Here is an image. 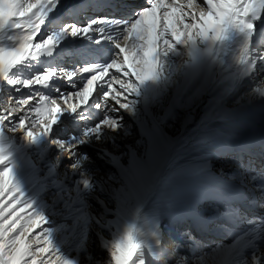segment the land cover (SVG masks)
Masks as SVG:
<instances>
[{
    "label": "bare ground",
    "instance_id": "1",
    "mask_svg": "<svg viewBox=\"0 0 264 264\" xmlns=\"http://www.w3.org/2000/svg\"><path fill=\"white\" fill-rule=\"evenodd\" d=\"M74 2L75 0H59V3L54 5L53 9L49 11L44 24L41 26V32L37 34L34 42H39V39H45L50 35H57L60 37L59 42L61 43H59V45L71 44L74 39L67 36L70 35L71 32L67 31L66 35H64L60 31L63 29L62 23L71 20L70 13H76V10L72 8ZM179 2L186 3V0H179ZM197 3L200 4L201 0H197ZM60 8L63 10L59 17L62 19V23H59V21L52 24L49 23ZM263 22L264 18L258 22V29L264 30L262 28ZM79 26L83 27L82 25ZM43 29H45L44 32ZM56 32H58V34H55ZM121 34V28L117 29L110 37L111 39L109 38L111 41L110 45H106L105 47V49L112 52L114 59L116 58L115 54L117 51L114 38L119 37ZM263 34L264 32L261 33V35ZM19 35L20 33L16 30H6L5 33L0 34V44L10 46L14 43L10 37ZM242 42L243 37L238 33H230L227 39L218 41L213 49V57L206 67L205 74L186 92L179 107L171 104L173 107L171 112L172 116L166 115L164 118L161 117L162 120L150 117L160 123V126H164L165 121L171 119L172 121L168 123L166 127L178 137L175 149L167 153V151L170 150L169 147L161 155L162 160L165 159L166 155V161H169L170 165L165 167L162 182L158 183L157 187L161 184L163 186L165 178L171 173L172 170L170 169L176 157L174 153H176L178 149H185L186 152L190 154V157L187 160H183L184 158L179 160L187 161V163L182 162L181 166L185 168H179L175 174L176 176L203 169L198 172L207 175L210 179L209 181L214 183V191L216 194L233 199L238 197L242 191V184L236 178L220 172L222 163L224 166L227 161L231 160V157H226L230 156V153L221 155L219 153H214L215 150L213 149L205 148L202 150V148L197 147L199 144H202L209 148H219L223 140L227 138L228 142H226V144L228 147H232L234 152L237 151L238 155L245 154L249 156L247 146L252 142H256L257 139L264 138V110L261 111L260 109L261 106H264V102L261 98L259 99L255 96L258 92V88H253L251 84V81L257 82L261 80L264 76V67L259 65V74L244 73V66L239 62L242 58ZM162 56L166 58L168 54ZM110 58L111 56L107 57L103 62H94L91 63V65L103 66L111 62ZM66 60L69 62L68 56ZM71 69H67L66 73ZM34 70L36 71L37 67L32 66L28 60L16 69V73L18 74L16 75L21 76L23 72H27V74L32 73V77L30 78L32 79L36 73ZM46 71H48V69L44 67V72ZM112 72H114L113 69H110V74ZM62 74L63 73H61V75ZM61 75H57L50 81L52 83L49 82L46 86L35 85L30 89L25 88L21 93H17V95L33 94L34 97L37 98L32 104H36L39 100V95L43 94L56 98V96L66 92L71 93L75 91V86L81 87L85 81V79L78 77L74 82H70L65 80L66 78L64 75ZM120 75L121 79H127L122 73ZM106 79L107 77H105V80ZM132 80L135 82L133 77ZM153 82L154 85L152 89H156L155 95L159 99H152V103L161 105L164 100L160 98L159 95L162 94L164 87L161 86L162 84L159 82L158 77L153 79ZM98 83L101 82L98 81ZM142 86L144 87L143 84ZM114 87L119 90V85H114ZM148 93L149 91L147 89H145L144 93H141L139 89L138 94H129L127 101L129 106L125 108L117 105V107H119L118 112L115 108H110L107 101H104V106L100 108L99 116L92 115L90 111L84 109V107L79 104V97L70 99V103L78 105V110L76 112L65 110L60 115L57 122L65 123L67 120L68 124L72 127V129L68 128L65 136L53 132L52 138L48 139L50 135L49 132L46 135H37L32 142H29L31 139H28L23 133L17 131V140L19 141L20 136L24 137L25 140L19 145L20 149L14 152L9 151L4 137L0 136V155H4L7 158L5 164H0V171L8 165L15 163L21 164L25 158L29 156V154H27L29 151L37 152L36 159H34V161L29 160V163L32 164L34 162V165L30 167L29 170L27 169L28 171L17 182V185L24 193L21 199L27 198L31 201L36 210L47 219L46 225L42 224L40 227H33L29 233L30 239L39 234L41 228L46 226L50 232L53 243L57 248L60 247L62 254L72 259L75 264H105L109 258L107 250L111 242L121 236L129 225L134 224L141 233V239L145 241V249L148 251L150 264H156V261L153 260L152 257L154 255H159L161 249H163V246L158 243V241H161L160 221L163 215H169L175 210L176 202L173 199L175 195L171 194V196H169L168 193L171 189L167 187L165 191L158 193L160 196L159 208L153 211H150L146 207L140 209L133 199L138 186L132 181L134 178L130 175L132 173L131 164L127 166L124 164L123 170L117 172L110 159L109 164L108 154L105 151L107 145H109V149H113L117 146L118 139L115 137L119 134L118 128L104 126L99 132L95 130L97 126L100 125L101 121L104 120L105 116L119 117V127L125 129L127 132L130 127L133 126L134 119L138 116L140 119H143L144 122L149 123L148 117L144 116L140 106L142 105V98H144L145 107H148L150 102L146 97ZM102 95L103 90L96 96L94 87L91 95L92 97L94 96L92 103H96V105L101 103ZM248 101H253L254 104L259 102V105H257L255 109L257 113L252 116L247 115L255 111L254 104L249 106L247 105ZM61 102L64 104L62 98L57 100V103ZM239 104L243 107L229 109V107ZM66 107L65 105L64 108ZM17 113L18 114L11 113V115L14 117L22 114L19 112ZM85 114L90 117L84 119ZM63 116L66 117L65 120ZM35 118V113L31 112L29 113V120L25 123L28 124ZM155 125L156 124L153 123V127ZM37 126L39 125H34L32 129H35ZM53 126L54 128L56 127L55 125ZM10 127L12 129L15 125L12 124ZM40 130H42V126H39L37 132ZM181 132L184 134L181 135ZM113 138H115V140H113ZM56 140L66 141V148H73L71 153H76L73 161L70 163L66 162V167L70 168L71 171L68 174L63 173L62 176H60L61 170L57 172V165L56 168L52 165V161L58 157L57 154L61 151L58 145L54 146L57 142ZM32 143L35 147L31 146ZM214 143L215 145H213ZM88 145L92 147H88ZM29 147L31 148L28 149ZM95 154L99 155L104 160L105 166L100 164V160L97 158L93 159L92 155L95 157ZM203 154L205 155L203 156ZM216 155H218V157H216ZM61 156H59V158ZM87 157L89 163H86L84 166H79L78 159H81L80 163L82 164ZM236 158H238V156ZM91 160H93V162ZM142 161L145 163V158H142ZM246 161L247 158L240 161V165H245L247 163ZM38 165L40 166L36 169ZM101 167L106 168V171L101 172ZM32 171L35 172L32 173ZM214 171L218 173L213 174ZM105 172L107 173L104 174ZM96 173H100L98 177H95ZM122 173L125 182H120L121 185L119 184V189L116 187L115 191H113L109 184H114L115 178H119L118 175ZM40 174L42 176H40ZM65 174L68 175L67 178ZM33 175H36L38 178L37 182L40 181L43 186L38 185L33 189L31 184L27 185L29 179ZM112 175H116L114 179L111 177ZM158 176L159 171L155 180L158 179V181H160L161 177L158 178ZM180 182L184 181L181 180ZM128 183H130V187ZM96 184L98 185L96 186ZM140 184L142 187L146 188L144 186V178L140 179ZM9 187L11 186L9 185ZM71 188L74 189L75 196L74 193H70ZM98 188H102V190L99 192ZM105 189L112 195L113 202H111L112 200L105 193ZM94 194L97 198H95ZM17 195L19 194L15 192L9 195L8 189L6 188L4 197L5 203H12ZM179 195L181 198L184 197L183 192ZM67 198L70 199L68 203ZM190 200L192 209L194 207H199L202 203L201 198L197 196L190 197ZM15 207L19 208L20 205L17 204ZM202 207L205 206L202 204ZM212 210L214 212H221V216L226 223H230V219L224 217L226 213H231L235 217L238 216L235 207L229 204H214ZM27 211L29 212L31 210ZM99 213H102L104 216L103 219L106 218L108 221H103L102 218L98 216ZM23 214L24 211H21V215ZM148 216L149 218L146 219ZM236 222L243 225L242 221L237 220ZM102 225H105L108 230ZM117 228L121 232L117 231ZM109 232L113 233L111 234V238H109ZM231 232L234 233V231ZM153 233L156 235L153 236ZM238 242L239 241L232 245V240L226 237L215 240L213 245L218 244L219 246L215 248L211 254L209 250L212 246H210V249L206 251V260H209L210 264H250L254 262L255 257L253 256V251L258 253L256 246L253 244V251L250 250L246 253H242L241 248L243 245H251L252 243H240L241 246L238 247ZM33 247L35 248L36 245L33 244ZM39 258L38 256L37 259Z\"/></svg>",
    "mask_w": 264,
    "mask_h": 264
},
{
    "label": "snow or ice",
    "instance_id": "2",
    "mask_svg": "<svg viewBox=\"0 0 264 264\" xmlns=\"http://www.w3.org/2000/svg\"><path fill=\"white\" fill-rule=\"evenodd\" d=\"M58 3L59 0H0V34L9 29L20 33L10 37L14 41L10 46L0 44V135L5 125L12 124L15 125L11 129L13 132L19 131L28 139L37 136L34 130H29L34 125L42 126L39 135L48 134L65 110H78V105L70 103V99L79 97L81 103L87 105L94 87L96 96L103 90L98 109L104 106V101L117 112V105L127 108L128 95L138 94L141 84L155 79L159 75L161 56L175 51L178 45H190L196 52L200 42L223 41L230 33H238L243 37L239 62L244 66V73L259 74V65L264 61V35H261L264 30L257 27L264 18V0H201L200 4L197 0H186V4L179 0H147L148 6L140 8L134 20L120 21L122 34L114 38L117 49L115 59L103 66H85L79 72L68 75L70 82L78 76H85L83 87L75 86V91L56 98L39 95V104H32L30 100L34 99V95L17 93L35 85L46 86L56 72L46 71L32 79H22L16 75V69L29 59L51 54L57 47L60 40L57 35L34 41L49 11ZM107 19L100 18L99 22L103 24ZM94 25L95 22L83 27L66 26L65 31H70L72 36H86L93 31ZM105 32L104 28L98 29L101 40L105 38ZM110 69H115V72L110 74ZM121 73L127 79H121ZM114 85H119V90ZM261 90L264 91V83ZM61 98L67 106L64 109L57 103ZM16 112L22 114L13 117L11 113ZM31 112L36 118L26 124ZM118 120L119 117L105 116L95 130L99 132L104 126L116 128ZM6 159L0 155V164H5ZM6 188L9 195L13 192L19 194L9 204L4 199ZM22 196L24 193L15 181L13 167L3 168L0 171V264H75L56 247L46 226L39 234L29 238L33 227L46 225L47 219L31 201L21 199ZM17 204L19 208L15 207ZM26 209L31 210V214ZM21 211H24L23 215ZM158 243L162 245L163 241ZM107 251L109 258L105 264H150L145 241L134 224L114 239ZM165 254L161 251L152 259L160 264ZM253 264H259V261Z\"/></svg>",
    "mask_w": 264,
    "mask_h": 264
},
{
    "label": "rangeland",
    "instance_id": "3",
    "mask_svg": "<svg viewBox=\"0 0 264 264\" xmlns=\"http://www.w3.org/2000/svg\"><path fill=\"white\" fill-rule=\"evenodd\" d=\"M114 57V56H113ZM113 57L111 58V59H113ZM81 87H83V86H81ZM142 89L143 88V86H142V84L139 86V89ZM27 95H33V94H26L25 96H27ZM90 97H92V96H90ZM59 105H60V107H61V104H63L62 102L61 103H58ZM80 104H83V103H81V101H80ZM64 105V104H63ZM26 108V107H25ZM91 108H96V109H93V110H95V111H97V116H99V114L100 113H98V112H100V108L98 109L97 108V105H96V103H92V105H91ZM90 112H91V114L92 115H94V113H93V111H91V109H90ZM20 113V112H19ZM15 114V113H14ZM58 124V125H57ZM57 125V126H56ZM6 126H7V128H6ZM55 128H54V126H53V129L51 130V132H50V134H52L53 132H57V133H59L58 132V130H57V128H59V127H61V128H63L64 126H65V124L63 123V122H59V123H56L55 124ZM119 127V126H118ZM118 127H116V128H118ZM39 128V126H37L35 129H32V130H34V131H37V129ZM67 132V131H66ZM5 133V134H4ZM59 134H61V133H59ZM18 135V132H13L12 130H11V127H10V125H5V127H4V131H3V134L2 135H0V136H3L4 137V139H5V141H6V143H7V147H9V146H12V147H14V146H17V145H21L23 142H24V140H25V138L24 137H22V136H20L19 137V141L16 143V144H13L14 143V141L16 140L17 141V139H18V137H16ZM66 135V134H65ZM61 136H63L62 134H61ZM114 136H116V135H114ZM49 137H50V135H49ZM23 138V139H22ZM116 138H118L119 139V141H121V143H122V140H120V138H119V136L117 135L116 136ZM49 139V138H48ZM22 141V142H21ZM0 144H1V142H0ZM139 137L138 136H134V138L132 139V147H137L138 146V151H139ZM122 145V144H121ZM121 145H120V148H122L121 147ZM31 146H33V143L31 144ZM44 146V145H43ZM57 146V145H56ZM58 146L60 147V145L58 144ZM0 147H1V145H0ZM31 147H29L28 149H30ZM61 148V147H60ZM65 148H66V146H65ZM61 150V149H60ZM62 151V150H61ZM61 151L60 152H58V154H57V156H59V153H61ZM62 153H63V151H62ZM123 153V154H122ZM27 154H29V156L27 157V158H25V160L20 164V163H15V164H11V165H8V166H12L13 167V169H14V174H15V181H16V183L19 181V179L30 169V167H32L33 165H34V162L32 163V164H30L29 163V160H33L34 161V159H36V154H37V152H35V151H29ZM126 154V155H125ZM120 155H121V157H120ZM99 156V155H98ZM117 157H118V161H119V163L121 164V165H127L128 164V162L129 161H131L132 159V155L128 152V151H122L121 149H119L118 151H117ZM57 158V157H56ZM96 158V157H95ZM123 158V159H122ZM59 159V158H58ZM88 161H89V159H88ZM92 162H93V160H91ZM63 162H65V161H63ZM61 163V168L62 167H64L63 165H66V163L64 164V163ZM222 162V161H221ZM30 164V166H29V164ZM56 163V159L52 162V165H53V167H55L56 168V165L57 164H55ZM68 163V162H67ZM78 163H79V165L81 166L82 164L80 163V160L78 161ZM89 163V162H88ZM104 161H101L100 160V164H102L103 166H105L104 164ZM18 164V165H17ZM26 164V165H25ZM7 166V167H8ZM17 166V167H16ZM28 166H29V168H28ZM40 165H38V166H36V169H37V167H39ZM223 167V163H222V165H221V168ZM102 168V170H101V172H104V171H106V168H103V167H101ZM28 169V170H27ZM25 171V172H24ZM35 171H32V173H34ZM63 173H66V170L65 171H63ZM62 172H60V176H62V174H63ZM107 172H105L104 174H106ZM218 172L217 171H214L213 172V174H217ZM100 173H96L95 174V177H98V175H99ZM40 176H42L41 174H40ZM114 176H116V175H112L111 177H113V179H114ZM37 177H36V175H33L30 179H29V181H28V183H27V185H29V184H31L32 185V188L34 189V188H36L38 185H40V186H43V184H41L40 183V181L39 182H37V180H38V178L36 179ZM58 178H60V177H58ZM210 180V179H209ZM132 181H134L136 184H137V186H138V188H137V190L135 191V193H134V202L140 207V209H144V207L146 206L141 200H139L140 198L137 196V195H143V194H145V195H147L148 196V192L147 191H145V188L144 187H142L141 186V184H140V180H136V179H133ZM120 182H125V180L123 179V177H119V178H115V181H114V184L113 183H110L109 184V186L113 189V191H115V189H116V187H118V186H120L121 184H120ZM120 184V185H119ZM98 184H96V186H97ZM71 189H73V188H71ZM71 189H70V193L72 194V193H74V196H75V192H74V189H73V192L71 191ZM118 189H119V187H118ZM102 190V188H98V191L100 192ZM105 193L107 194V196L112 200L111 202H113L114 200H113V197H112V195L105 189ZM70 194V195H71ZM95 195V194H94ZM95 198H97V196L95 195ZM158 204H160V203H158ZM100 210V209H99ZM98 212V211H97ZM29 214H31V213H29ZM102 215V213L100 214H98V216L99 217H101L102 218V220L103 221H108V219H103V215ZM164 216V215H163ZM102 226H104L105 228H106V226L105 225H102ZM107 230H108V228H106ZM117 231H120V230H118V228H117ZM121 232V231H120ZM109 238H111V234H113V233H111V232H109ZM108 242V241H107ZM219 245L218 244H216V245H213L212 247H211V249L209 250V252H210V254L214 251V249L215 248H217ZM57 247V246H56ZM59 250H60V247L58 248Z\"/></svg>",
    "mask_w": 264,
    "mask_h": 264
}]
</instances>
